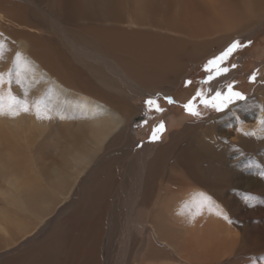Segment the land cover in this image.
I'll list each match as a JSON object with an SVG mask.
<instances>
[{
	"label": "bare ground",
	"instance_id": "6f19581e",
	"mask_svg": "<svg viewBox=\"0 0 264 264\" xmlns=\"http://www.w3.org/2000/svg\"><path fill=\"white\" fill-rule=\"evenodd\" d=\"M263 25L264 0H0V264H264V85L131 133Z\"/></svg>",
	"mask_w": 264,
	"mask_h": 264
},
{
	"label": "rangeland",
	"instance_id": "374dc122",
	"mask_svg": "<svg viewBox=\"0 0 264 264\" xmlns=\"http://www.w3.org/2000/svg\"><path fill=\"white\" fill-rule=\"evenodd\" d=\"M237 40L241 45L245 46L234 51L231 56L220 65L221 68H226L227 72L205 83L210 75H216L214 69L211 72L205 71V66L208 64L209 60L219 56L221 52L208 58L205 62L192 69V72H190L186 80L183 81L180 90H177V92L173 94L174 100H171V103L165 99L153 98L151 96H143L135 101V106L140 109V114L136 117L131 131L135 140L142 143L148 141L154 126L161 120L170 119L171 128L169 127L167 130L169 132V129L175 130L182 128L187 122L192 124L200 122L206 124L211 118L226 113L234 105L236 106V104L248 102L258 85H264V54L261 52L264 49V25L261 30L257 31L251 37H240L235 41ZM228 47L229 45L223 51ZM233 65H235V67H233ZM253 75H255V79H252ZM221 76L228 77L225 78L227 80L221 85L217 92L226 96L229 91V86L231 85V90L243 94L245 99L235 100L233 103H229L223 111L218 112L214 108L206 107L201 103L197 93L202 92L203 95L208 98V94L206 93L209 91L210 83L213 82L219 85V78ZM194 97L195 100L193 99ZM149 99L155 101V104L151 107L146 103ZM189 101H193V104L197 106L196 110L199 109L201 115L189 116V112H187L184 107ZM157 107L161 109V111H157Z\"/></svg>",
	"mask_w": 264,
	"mask_h": 264
},
{
	"label": "snow or ice",
	"instance_id": "6c2138e0",
	"mask_svg": "<svg viewBox=\"0 0 264 264\" xmlns=\"http://www.w3.org/2000/svg\"><path fill=\"white\" fill-rule=\"evenodd\" d=\"M2 35V34H0ZM245 45H241V43L237 40L234 41L231 45H229V47L223 51L219 56L214 57L212 60L208 61V64L205 66V71L207 72H211L213 71V69L215 70L216 75L212 76L210 75L208 77V79L205 81V83L210 82L212 79H215L216 76L223 74L225 72H227L226 68H221L220 65L224 63V61L231 56V54L236 51L238 48L243 47ZM3 49H4V45L3 43H0V58L3 57ZM14 60L16 62L17 67H22V68H27V61H25L22 56L17 53L14 57ZM233 67H235V65H233ZM9 75H11V73H9ZM252 79H255V75H253ZM4 82V74L0 73V84H3ZM197 96L200 97V102L203 103L206 107H212L214 108L216 111H223L229 103H233L235 100H243L245 99V97L243 96V94L239 93V92H234L231 90V85L229 86V91L228 94L225 96L220 92H217L214 96H212L211 98H207L203 95L202 92H198ZM12 99H15L14 97H12ZM195 100V97L193 98ZM171 99H169V103H171ZM149 107H151L152 105L155 104L154 100L149 99L146 102ZM185 110L187 112H189V114L191 115H199V112L196 110V105L193 104V101H189L188 104L184 105ZM28 106L25 104L23 107V111L27 112ZM157 111H161V109H159L157 107ZM0 114H3V110L2 107H0ZM18 113H14V115H16ZM37 118H41L40 117V109L39 106H37ZM163 130V124L161 123L158 126V129H154L153 130V138H156V133L157 131H162Z\"/></svg>",
	"mask_w": 264,
	"mask_h": 264
}]
</instances>
